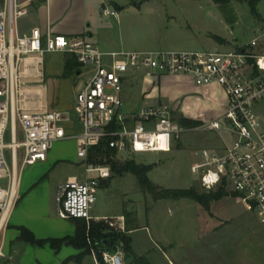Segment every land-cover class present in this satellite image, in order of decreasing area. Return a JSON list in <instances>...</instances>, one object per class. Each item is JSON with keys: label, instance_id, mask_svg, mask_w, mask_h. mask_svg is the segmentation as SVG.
Returning a JSON list of instances; mask_svg holds the SVG:
<instances>
[{"label": "built area", "instance_id": "1", "mask_svg": "<svg viewBox=\"0 0 264 264\" xmlns=\"http://www.w3.org/2000/svg\"><path fill=\"white\" fill-rule=\"evenodd\" d=\"M28 9L19 0H0V222L4 224L19 198L20 174L27 165L44 161L53 143L74 138L76 153L85 164L86 176H70L56 190V212L61 219H82L88 224L102 182L111 177L109 165L88 162L91 150L104 144L122 154L168 153L184 132L223 134L221 149L194 151L197 161L190 170L206 189L229 186L245 210L264 227V125L256 111L264 99V54L256 52L259 37L229 50L102 51L84 36L67 37L38 28L20 34L18 20ZM105 16L117 17L104 6ZM264 36V33L261 35ZM47 53L73 56L87 78L73 107L81 132L73 133L67 110L29 106L24 84L40 73ZM32 58L26 79L24 65ZM188 75L197 86L217 84L227 98L216 118L188 127L174 119L167 104L143 106L125 113L123 92L132 79L161 75ZM23 139L18 140V132ZM8 140V141H7ZM22 162L17 165V151ZM10 151V163L6 151ZM93 174L90 176L89 174ZM106 220L113 227L115 222ZM123 221L122 216L116 218ZM123 229V226L121 225ZM104 264H124L120 252L98 250ZM97 263V255L91 251ZM0 256H5L0 251Z\"/></svg>", "mask_w": 264, "mask_h": 264}, {"label": "rangeland", "instance_id": "2", "mask_svg": "<svg viewBox=\"0 0 264 264\" xmlns=\"http://www.w3.org/2000/svg\"><path fill=\"white\" fill-rule=\"evenodd\" d=\"M104 1L105 6L118 12V22L112 16L105 17L101 5L98 22L106 29L102 34L107 43L118 50H229L244 46L259 36L256 52L264 50V36H261L264 33V0L256 2L254 6L249 0H230L229 7L235 17L232 20L225 17L214 0ZM217 38L224 41L220 42ZM54 54L43 56V74L47 75L45 83L49 99L57 98L59 102L49 110L69 111L73 133L78 134L82 129L73 107L76 95L87 78L85 71L88 68L78 67L83 72L80 77L74 70L67 76L51 80L48 75L51 65L66 62L72 57L64 54L56 58ZM140 88L139 79L127 87L123 108L125 113L137 111L145 104V101L140 100ZM55 103H52V107ZM257 109L264 123V101L258 103ZM223 137V134L211 131L184 132L178 144L168 153L122 154L119 159L131 158L136 163L152 165L148 177L157 186V191L194 189L198 193L216 192L220 186L204 188L190 167L197 160L194 151L215 147ZM17 139H23L20 131ZM6 156L10 163L9 150ZM21 162L22 149H18V168ZM69 176L83 179L86 176L85 164L77 156L75 139L63 138L53 143L46 160L22 169L21 191L12 209L13 220L20 217L39 236L55 238L74 235L76 222L58 217L55 202L58 185ZM221 186L225 194L211 200L206 210L198 202L185 197L156 199L140 188L133 175L112 174L98 191L91 216L99 217L91 221H103L108 225L107 231L129 236L132 253H127L121 242L104 245L97 239L93 240L89 235L90 224H86L89 251L94 250L95 254L99 249L111 254L118 251L123 256L124 264H136V256L144 257L150 264H264V227L252 212L244 209L229 186ZM103 216L115 222V226L111 227L106 220L98 219ZM119 216H122L123 221L116 219ZM129 228L134 230L127 234ZM254 232L257 238L251 236ZM196 237L197 248L203 253L201 257L193 252ZM206 239L212 241L211 259L205 256ZM255 239L261 240V243L255 245ZM76 249L66 241L60 255L76 257ZM29 256L28 259L32 261L34 254ZM51 257L50 253L40 256L45 261H50ZM85 257L86 260L81 264H94L91 255ZM72 260L69 264H80L77 258ZM98 262L104 264L103 261Z\"/></svg>", "mask_w": 264, "mask_h": 264}, {"label": "crops", "instance_id": "3", "mask_svg": "<svg viewBox=\"0 0 264 264\" xmlns=\"http://www.w3.org/2000/svg\"><path fill=\"white\" fill-rule=\"evenodd\" d=\"M19 2L28 9L27 14L18 20L17 29L20 34H29L32 29L38 28L41 31L43 38L47 33L53 35H64L67 37L84 36L96 44L102 51L108 52L118 50L110 43H107L106 38H104L102 34L106 29H104L105 27L100 25L98 22L100 11L99 7L101 5L104 8V0H19ZM106 7L111 9L109 6ZM105 17L109 18L111 16ZM112 17L118 22V12L117 17ZM259 53L264 54V50L259 51ZM54 55L56 58H58L64 54L55 53ZM31 62L32 58H27L25 60L24 74L26 79H29L28 76L33 71L29 67ZM64 66V61L60 64L56 63L51 65L50 69L48 70V75L50 76L49 78L52 80L54 78L63 77ZM39 69L40 73L38 77L34 78L33 81H29L24 84V91L26 97L29 98V106H38V108L41 107L42 109L49 110L55 108L59 102L57 98L49 99L48 89L45 83L47 75L43 74V58ZM82 74L83 72L81 70L76 71V75L78 77H80ZM137 79L141 81L140 94L142 95V99L140 100L145 101V104L141 107L167 104L171 107L173 117L178 122L181 118H186L202 123L204 121L216 118L225 110L227 105L226 95L219 85L210 84L197 86L194 83L192 77L188 75L165 74L161 75L159 78ZM135 80L136 79L130 80L124 88V104L126 89L131 85V83L135 82ZM52 103H55V105L53 104V107ZM257 105L256 111L262 121V116L258 112L259 109H257ZM132 112L135 111H129L127 114ZM222 147L223 143L221 141L220 144L215 147L203 148L221 149ZM19 191H21V185ZM13 213L14 211L11 210L6 222L0 226V251L5 255L0 256V264H61L65 259L68 258L60 255L63 245L58 251H55L48 244L44 246H37L27 244L19 240L18 236L20 232L18 227H26L27 225L23 223L20 217H15L13 220ZM97 217L99 216H94L93 218L97 219ZM26 228L32 231L36 238H49V236L44 237L37 235L35 230L28 226ZM132 230L134 229L127 231V234H130ZM73 236L74 235H63L55 238ZM251 236H255V238H257V233L254 232ZM255 241V245L261 243V240L258 241V239H255ZM195 243L196 245L193 250L194 254L200 257L203 256L201 250L197 248V237L195 239ZM76 250H78V254L83 251L82 249ZM45 253H50V255H52L51 259H53V261L51 259L50 261L41 259L40 256L44 255ZM29 254H34L32 261L28 259V257H30ZM88 255H91V252ZM70 256L74 255H69V257ZM85 256L78 258L76 261L81 264V262L86 260ZM205 256L209 257L210 259L213 256V246L210 239H206L205 241ZM71 261H69L67 264H69ZM93 262L94 264H99V262L96 263L94 261V258Z\"/></svg>", "mask_w": 264, "mask_h": 264}, {"label": "trees", "instance_id": "4", "mask_svg": "<svg viewBox=\"0 0 264 264\" xmlns=\"http://www.w3.org/2000/svg\"><path fill=\"white\" fill-rule=\"evenodd\" d=\"M260 0H249V3L254 6L256 2ZM214 2L218 5L220 11L225 15L228 20L235 19L234 13L229 7L230 0H214ZM218 41L223 42L221 38H217ZM79 64L76 62L75 58L72 56L68 58L65 62L63 76L69 75L71 72L78 71ZM179 122L185 126L192 127L197 126L200 122H196L190 119L181 118ZM88 162L92 164H105L109 165L111 169V176L119 175L123 176L126 173L133 175L138 185L143 191H146L152 194L156 199L165 198V197H173L180 198L185 197L191 200H194L201 204L206 210L209 209V204L211 200L221 198L225 192L223 191V186H220V189L216 192L209 191L207 193H198L194 189L188 190H162L157 191V186L149 179L148 172L152 169V165H145L136 163L135 160L129 158L125 160H120L116 157V152L114 149L105 146L104 144H100L99 146L94 147L88 157ZM111 178V177H110ZM109 178V179H110ZM108 179V180H109ZM105 182V181H104ZM102 182V184L104 183ZM76 222V230L73 237H64V238H44L39 239L36 238L32 231L24 226L18 227L20 232L18 239L31 245L44 246L48 244L55 251H58L60 247L66 241L73 245L75 248L83 249L81 253L76 255V257L72 256L70 258L65 259L61 264H66L71 261L73 258H81L90 253L89 247L86 239V221L82 219H75ZM89 235L91 238L97 239L102 242L104 245L114 244L116 242H121L124 245V250L127 253H132V248L130 246L131 239L126 234H120L116 232H112L111 230H106L108 225L104 224L103 221L100 222H92L90 221ZM132 228L127 229L126 231L131 230ZM96 250H97V245ZM97 259L102 261V257L99 251H96ZM136 264H150L146 261L144 257L136 256L135 257Z\"/></svg>", "mask_w": 264, "mask_h": 264}, {"label": "bare ground", "instance_id": "5", "mask_svg": "<svg viewBox=\"0 0 264 264\" xmlns=\"http://www.w3.org/2000/svg\"><path fill=\"white\" fill-rule=\"evenodd\" d=\"M2 222H3V221L0 222V226L2 225Z\"/></svg>", "mask_w": 264, "mask_h": 264}]
</instances>
